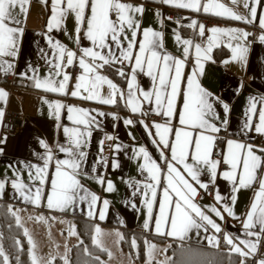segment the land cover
Masks as SVG:
<instances>
[{"label": "snow or ice", "instance_id": "obj_1", "mask_svg": "<svg viewBox=\"0 0 264 264\" xmlns=\"http://www.w3.org/2000/svg\"><path fill=\"white\" fill-rule=\"evenodd\" d=\"M50 3L49 17L46 23L48 51L40 49V58L44 61L47 72L40 74L38 67L27 65V70L17 73V60L20 55L25 29L22 26L27 16L30 0H0V75H18L29 80L32 86L45 93L60 97L78 98L87 102L102 105H117L123 102L132 113L147 115L145 105L161 122L144 124L152 137V144L159 152L154 158L148 148L141 145L133 150L134 158L143 180L126 181L133 189L132 196L140 197L145 208L143 228L153 230L157 235H167L184 240L194 229L208 231L211 226L216 233L222 229L210 213L220 220L226 213L230 217L241 220L242 234L255 237V242L224 233L223 239L230 246V251L242 259L240 264L250 256H255L261 234H264V177H258V171H264V147L257 148L252 143L221 136L226 131L228 120H221L216 106L222 105L224 113L229 105L214 96L200 83L199 77L204 74V64L212 61V51L226 41L231 50L230 61H244L248 48L245 46L251 35L241 28L218 27L206 28L203 23L191 19L188 24L180 20L174 23L175 42L180 51L173 55L164 47V33L153 27H143V4H133L129 0H43ZM161 3L195 13L211 14L246 24L258 22L262 33L259 37L264 42V13L258 15V7L262 0H229L233 7L220 0H160ZM235 7H242L246 14L238 12ZM157 17H161L159 11ZM166 19L171 20L169 16ZM187 19V18H186ZM71 20L74 24L72 34L75 48L55 39L53 31L66 33V25ZM163 25L164 18H160ZM193 30L194 38H184L181 28ZM67 34V33H66ZM82 41H87L84 46ZM214 62V61H213ZM189 64L191 65L189 69ZM188 69V71H186ZM106 70H114L115 75L122 78L126 88H122L105 74ZM150 81V88L141 87L139 77ZM9 93L0 87V102H6ZM48 105L49 114L57 121L62 131L63 142L50 146L45 140H39L43 154H38L39 163H26L27 181L23 178V169L13 168L12 188L19 193L23 201L35 207L44 206L49 210L66 212L75 211L78 206H87V216L103 221L109 206V200H101L97 193L91 191L84 183L85 179H94L96 183L105 185L106 192L115 191L112 180L103 175L89 176L85 171L88 152L85 150L92 136L94 127H99L97 116L108 115L95 108H86L65 103L62 99L49 100L42 97ZM245 112V121L241 134L255 132L264 137V106L257 107L253 98ZM264 100V98H262ZM115 118V114H112ZM258 116V121L254 118ZM3 109L0 108V119ZM67 121L64 123L63 121ZM133 124L132 119L124 121ZM140 123H144L140 121ZM154 129V132L152 131ZM108 140H115L107 136ZM101 152H103V141ZM121 150V145H112L113 153ZM3 150L0 149V152ZM260 153L259 155L257 153ZM97 164L107 167L108 161L101 156ZM119 162L113 158L112 168H118ZM11 168L12 165H9ZM96 173L95 166L91 169ZM207 175V181L202 177ZM217 178L230 182L231 204L236 202V195L242 188H255L251 203L243 218L237 217L232 206L223 203L219 190L215 192L217 204L223 203L222 209L214 205H201L197 198L200 190L207 192L209 187L215 188ZM7 177L0 178V195L3 194ZM131 206L135 209L136 203ZM9 211L15 216L16 224L21 225L19 210ZM37 221H47L55 217H29ZM102 230L97 225L92 237L93 244L112 257V252L101 246L98 237ZM68 234L76 235L75 226L70 225ZM24 235L30 244L31 264H53L56 257L50 256L47 261L36 253V244L24 228ZM117 236H123L117 232ZM212 246H218L215 236L206 237ZM17 245L20 244L16 240ZM82 243V241H81ZM131 247L139 246L135 237L131 239ZM147 264H153L156 246L144 240ZM87 253V248H85ZM0 264H10L9 255L0 245ZM18 259V258H17ZM63 264H70L65 253L61 257ZM171 259V258H169ZM99 264L100 257H95ZM180 264H201L198 253L187 250L181 257ZM258 264H264V259Z\"/></svg>", "mask_w": 264, "mask_h": 264}, {"label": "crops", "instance_id": "obj_2", "mask_svg": "<svg viewBox=\"0 0 264 264\" xmlns=\"http://www.w3.org/2000/svg\"><path fill=\"white\" fill-rule=\"evenodd\" d=\"M133 4H143L144 14L142 18L143 27H153L157 31L164 33V47L173 55H179L180 51L175 42L173 29L177 25L166 19L163 8L172 7L160 2V0H129ZM220 2L233 7L229 0H220ZM243 2V0H242ZM27 16L24 20L23 27L25 29L23 42L21 45L20 55L17 60V73L26 71L27 65L30 63L34 67H38L40 74L44 75L47 72V67L44 61L40 58V49L48 51L46 37L43 35L46 32V23L49 17L50 3L46 5L43 0H30L27 6ZM175 8V7H173ZM180 9V8H177ZM185 13L182 24H188L191 19H196L199 23H204L202 18L213 19L215 23L211 26L205 25L206 28L218 26L222 28L235 27L241 28L249 32L251 35L247 38L245 46L248 52L245 55L244 61H230L223 63L224 60H229L231 57V50L226 47V41L218 48H214L211 55L212 61H206L204 64V74L199 77L200 83L214 96L219 97L221 101L229 105V111L224 113L222 105L216 106V111L219 113L221 120L227 118L228 125L226 128V138L241 140L245 143H252L257 148L264 147V137L258 136L254 131L248 134H241V129L245 121V112L252 102L253 98L257 103V107L264 106V42H261L259 37L262 30L258 22L256 24H246L242 21H235L224 17H217L211 14L195 13L190 10L180 9ZM238 12L246 14V10L242 7H235ZM159 11L161 17L164 18L163 25L159 20L161 17L156 16ZM264 13V0L262 6L258 7V15ZM187 18V19H186ZM74 24L71 20L66 25V33L63 31H53L51 35L55 39L67 44L71 48H75L72 34ZM181 35L184 38H194L196 42H200L199 38L195 37L193 30L186 27L180 29ZM256 40H253V38ZM84 46L88 45L87 41H82ZM214 61V62H213ZM191 65L189 64V69ZM188 71V69H186ZM106 75L113 79L122 88H126V84L122 78L115 75L114 70H106ZM16 81H1L0 87L4 88L8 93L7 101L0 102V108H9L27 117V124L16 132H4L0 130V178L7 177L9 182L6 184L4 192L0 195V201L9 205L15 211L19 210L18 214L21 217V223L30 224L33 226L36 238L40 239L46 245L43 247L46 254L55 257L64 256L68 253L72 243L79 241V235H72L71 239L66 238V230L63 228L65 224H76L78 221L91 223L93 225V235L95 234V227L98 225L102 230L98 239L101 246L107 248L111 245L108 243L120 242V237L125 230L135 231L144 235H152L156 238L150 242H160L166 245V249L171 241L184 242L195 246L206 247L209 249L229 248L223 239L224 233L240 236L242 239H249L255 242V237L243 236L241 220L224 214V219L220 220L215 214L209 215L221 226L222 232L216 233L211 226H208V231L203 229L193 230L184 240L170 237L167 235H157L154 229L149 231L143 228L145 220V208L140 202V197H133V189L126 181L143 180L138 168L139 161L134 158L133 150L143 145L148 148L149 152L154 158L159 156V152L152 144V137L149 136L148 130L144 124L151 126L152 122H161L162 118L149 119L139 113H132L130 109L126 108L123 102L117 105H102L95 102H87L78 98L60 97L56 94L45 93L32 86V83L18 75ZM141 87L150 88V81L146 77H139ZM42 97H47L49 100L62 99L65 103L75 104L86 108H95L103 111L108 115L103 117L97 116L99 127H94L92 136L86 147L88 152L87 163L85 171L89 176L103 175L106 180L110 179L115 185V191L106 192L105 185L96 183L94 179H85V185L93 192L100 196L101 200H109V206L106 213V218L101 221L98 218V209L102 205L97 206V215L95 217L87 216V206L81 205L75 211L69 209L66 212L49 210L44 206L35 207L30 203L23 201L19 193H17L11 186L10 180L13 178V168L23 169V178L27 181V170L24 169L26 163H39L37 159L38 154H43V148L39 144V140H45L50 146H54L57 142H63L62 131L57 127V121L50 116L48 105L43 102ZM145 112L153 114L149 110V106L145 105ZM112 114H115V118ZM132 119L133 124L126 125L124 121ZM258 121V116L254 118ZM143 121L144 123H140ZM67 123V121H63ZM1 123V119H0ZM154 132V129L152 130ZM107 136H113L115 140H108ZM101 141H103V152H101ZM255 141V142H252ZM119 143L121 150L113 153L112 145ZM260 154L259 152L257 153ZM103 156L107 161V167L97 164L96 161ZM115 158L119 162L118 168H112L111 162ZM9 165H12L10 168ZM95 166L96 173H92L91 169ZM258 177H264V171H258ZM202 179L207 181L208 177L205 174ZM258 188V182L254 188H242L235 193L237 199L234 205L231 204L230 197L231 184L222 178H217L215 188L211 186V190L204 192L200 190V196L197 198L201 205H216L223 207V203L229 204L234 209L237 217L243 218L251 203L253 192ZM219 190L220 194L225 197L221 204L215 201V192ZM136 203L134 209L131 204ZM44 216L46 218L55 217V219H48L46 222L30 219L29 217ZM48 223V224H47ZM48 225V226H47ZM35 226V227H34ZM55 226V227H53ZM50 227V228H49ZM33 236V234H32ZM215 236L219 239L218 246H212L208 243L206 237ZM33 238V237H32ZM35 241V238L33 239ZM145 254L146 249L144 248ZM167 252V250H166ZM168 254V253H167ZM147 258V257H146ZM169 258V255H168ZM252 258V264H258L259 260L264 259V234H261L259 244L255 256ZM157 261V260H155ZM160 262V261H158ZM145 264V263H142ZM240 264V263H239Z\"/></svg>", "mask_w": 264, "mask_h": 264}, {"label": "trees", "instance_id": "obj_3", "mask_svg": "<svg viewBox=\"0 0 264 264\" xmlns=\"http://www.w3.org/2000/svg\"><path fill=\"white\" fill-rule=\"evenodd\" d=\"M9 208L7 203L0 201V245L3 246L5 253L9 255L10 264H31L29 246L24 235L23 225L21 224L22 226H19L16 224L15 216L12 215ZM75 229L79 235V241L70 246L68 252L70 264H99V262L95 260L97 256L100 257V261H103L104 264H108L103 259L106 257L107 252L101 251L100 247L93 244V225L91 223L78 221L75 224ZM124 233L133 234V236L139 237V240L142 239V242L140 241L137 244L140 250L139 258L144 259V240L147 239L150 241L156 237L128 230H125ZM16 240L20 241L19 245L15 243ZM125 241L126 239L124 237L120 240L121 243ZM85 248L88 250L87 253L84 251ZM124 248H127V246ZM189 249L198 253L201 264H239L242 259L238 254L231 252L229 248L209 249L184 242L171 241L166 249L169 258H171H168V264H180L181 257L185 256ZM0 260H2V258H0ZM60 260V257H56L54 262H60ZM153 264L162 263L153 261ZM245 264H252V258L249 257L245 261Z\"/></svg>", "mask_w": 264, "mask_h": 264}, {"label": "rangeland", "instance_id": "obj_4", "mask_svg": "<svg viewBox=\"0 0 264 264\" xmlns=\"http://www.w3.org/2000/svg\"><path fill=\"white\" fill-rule=\"evenodd\" d=\"M21 224L23 225V228H27L28 229V232H29V234L31 236L33 234L32 237H33V239L35 238L34 242L36 244V253H37V255L42 257L44 261H47L50 258V256H53L51 254L49 255V253L46 254L45 249H43V247L46 244L43 243L42 240L38 239L39 237L36 238L35 231L33 230V226H32L33 224L32 225H30V224L28 225V224H25V223L24 224L21 223ZM53 227H55V226H53ZM63 228L66 230L65 234H66L67 240L71 239L72 236H70L68 234V232H69L68 224H65L63 226ZM122 236L126 239V241L124 243L119 242V245H118V242H116L114 244L108 243L111 246L107 247V249L110 250L113 255L110 258L108 256V254H107L106 257L103 258L104 261L107 262L108 264H142V263H147V261H148L147 255L145 254L144 259H140L139 258V255H140L139 248L133 249L131 247V244H130L131 239L133 237L136 238L137 243H139L140 241L142 242V239L139 240V237L133 236V234H125L124 233V234H122ZM25 237H26L27 242H28V237L27 236H25ZM151 243L156 246L153 261L157 260V261H160L162 264H168V254L166 252V245L163 244V243H160V242H151ZM28 246H29L28 248L30 249L31 246H30L29 242H28ZM126 246H127V248H124ZM69 250L67 249L68 252H69ZM66 254H67V257H68V253H66ZM62 256H59L60 259H61ZM53 264H63V260L61 259L60 262H56V263L53 262Z\"/></svg>", "mask_w": 264, "mask_h": 264}, {"label": "built area", "instance_id": "obj_5", "mask_svg": "<svg viewBox=\"0 0 264 264\" xmlns=\"http://www.w3.org/2000/svg\"><path fill=\"white\" fill-rule=\"evenodd\" d=\"M163 13L166 18L170 16L172 19L169 21L173 23L176 20H180L182 22L185 17V13L182 10L173 8V7H164ZM202 20L204 21L205 25H209V26L215 23L213 19H209V18H202ZM253 40H256V38L254 37ZM4 80L12 82V81H16L17 77L13 75H9L7 77L0 75V82ZM146 117L149 119L159 118L158 116L153 115V114H147ZM26 124H27V117L25 115L19 113L18 111L5 108L3 111V117L1 119V123H0V130L4 132H16L22 129ZM220 135L226 136V132L222 131ZM252 142H255V141H252ZM210 190H211V186L209 187L208 191Z\"/></svg>", "mask_w": 264, "mask_h": 264}]
</instances>
